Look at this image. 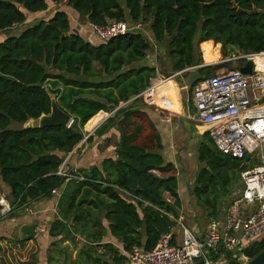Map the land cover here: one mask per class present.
<instances>
[{"label": "trees", "instance_id": "trees-1", "mask_svg": "<svg viewBox=\"0 0 264 264\" xmlns=\"http://www.w3.org/2000/svg\"><path fill=\"white\" fill-rule=\"evenodd\" d=\"M60 1L0 0V31L23 24L28 14ZM65 4L95 24L127 19L149 22L153 39L167 48L172 72L198 66L200 75L189 81L190 87L221 66L202 65L199 44L206 63L215 62L219 54L227 57L264 50V0H65ZM71 27L68 15L58 10L0 40V195L4 194L13 211L50 197L52 189L65 184L58 217L48 228L55 253L48 255L47 262L124 264L127 257L112 243H101L106 232L124 251L134 246L149 250L175 225L173 219H178L181 207L175 165L159 153L161 135L137 105L141 96L134 97L155 76V67L142 63L151 46L140 32L93 44ZM174 82L181 96L183 85ZM164 89L163 100L152 99L161 106L169 99ZM51 94L72 116L71 124L23 126L50 112ZM181 101L183 108L186 104ZM116 107L94 133L101 135L113 126L118 129L115 158L104 159L100 167L78 168L69 179L57 174L65 156L84 139V125L99 111ZM189 112L195 113L193 106ZM12 121L21 126L10 128ZM89 140L91 135L85 138ZM196 151L202 166L191 195L206 219H217L241 188L240 171L255 165L257 157L222 153L207 131ZM76 235L85 242H76ZM263 249L264 238L243 251L250 259ZM220 253L225 264H238L231 251L223 248L211 250L208 256L215 261Z\"/></svg>", "mask_w": 264, "mask_h": 264}, {"label": "built area", "instance_id": "built-area-1", "mask_svg": "<svg viewBox=\"0 0 264 264\" xmlns=\"http://www.w3.org/2000/svg\"><path fill=\"white\" fill-rule=\"evenodd\" d=\"M84 19L85 26L81 25L79 29L95 35L103 42L126 33L139 32L151 40L141 21L111 20L105 24H95ZM237 54L227 59L239 62L235 68L222 70L196 82L191 88L190 100L198 121L207 126L218 150L237 158L256 155L257 163L240 171L241 188L226 206L223 222L210 219L202 239H198L192 229L180 223L179 242L175 241L171 228L149 250H142L138 246L129 251L120 249L119 252L129 261L136 264H194L202 259L201 264H225L223 253L215 261L208 256L211 250L223 248L231 251L238 264L241 261L243 264L248 260L244 248L264 238V101H261L264 99V50ZM247 60L252 62L248 74L239 69ZM67 159L68 155L57 174L69 179L73 177L75 169L66 168ZM57 190L52 189L51 193H57ZM24 207L30 212L29 208ZM12 209L9 201L0 195V218L6 217ZM75 240L85 242L79 235H76Z\"/></svg>", "mask_w": 264, "mask_h": 264}, {"label": "crops", "instance_id": "crops-1", "mask_svg": "<svg viewBox=\"0 0 264 264\" xmlns=\"http://www.w3.org/2000/svg\"><path fill=\"white\" fill-rule=\"evenodd\" d=\"M56 5L57 3L51 2L48 4L46 10L32 13L31 15H38V16H42L41 19H47L51 17L55 11L61 10V11H64L68 15V17L69 15H72L73 17L78 16L77 13L74 12L68 6L64 5L63 7L57 8ZM46 14L48 15L46 17H43ZM70 23L72 24L71 21ZM77 32L81 34L84 40H87L93 44H98L101 42V40L98 37L97 38L99 39V41L95 42L94 41L95 35L85 32L84 30L78 29ZM149 44L151 47L156 46L155 41L153 42L152 39L149 41ZM143 64H146V63H143ZM146 65L155 67L156 69L155 76L150 79V85L145 90H143L142 92H140L138 95L134 97L141 96L142 101H139V102H142L141 105H144V106H146V103H147V105L148 104L157 105L171 112L176 113V111H179L182 108V101H181V97L178 96L177 86L173 83V80H170V78L158 80L157 78H155L157 74V66L151 65L149 63ZM95 67L97 68L98 65H95ZM163 82L166 84V86L164 85ZM164 87L168 91L169 99H168L166 106H161V103H156L152 99L153 97H157L163 100L166 97V91ZM128 102L129 101L120 102V106H123L121 105L122 103L127 104ZM139 102L137 103L138 106L140 105ZM101 112L105 113L104 115L105 117H99L98 120L88 128L83 127L84 135L86 137L91 135V140L86 142L85 139H82L73 148V150L68 153V159L65 164L66 168L76 170L78 168H88L92 165L100 167L104 159L115 158V147L118 144V140H119L118 129L115 126H113L111 129L108 130V132H104L103 134L98 135V136L94 135L95 130L98 127H100L102 124H104L107 118L112 116L114 113L113 112L111 115H109L106 118V114H108L109 112H104L102 110ZM195 114L196 113H194L193 116ZM193 116L192 118H193L195 126L203 125L200 121H198V119L197 120L194 119ZM203 127L205 131L208 132L207 126L203 125ZM108 133H110V135ZM161 142H162L163 147L161 150H159V153L163 156V158L166 161L172 162L176 168L175 173H176L177 180H178V195L181 201V207L178 210V218H181V220L176 219V222L174 220L175 225L172 227V229L175 234V241L179 242L180 236H181L180 223H182L181 221L184 218L182 213L184 211L186 212V210L188 209L189 204H187V202H189V200L187 199L185 203L181 196V192H180L181 187H180V179H179L178 172L180 171L179 168L181 167V165L175 162V157L172 156L171 150L167 152L165 148V143L162 141V139H161ZM64 189H65V184L57 190V193H54V194L51 193L52 195L50 197L39 198L37 200H33L29 202L28 204H26L25 206L29 208L30 212L27 211L24 206H22V208L14 209L11 212V214L1 219V220L6 219V222L2 224L3 222L0 221L1 223L0 224V231H1L0 232V264H49L47 262L48 257H49L48 255L50 253L54 254L55 251L53 252L52 246H50L52 238L48 235V228H49L50 222L54 218L58 217V201ZM1 196L5 197L4 194H1ZM235 196L237 195H234V198ZM225 208L226 207L223 208V211L220 217L217 218L220 222H223L224 220ZM189 210H194V212H197L199 208L190 204ZM208 221L209 220H194V219L185 220V226L192 229V231L195 233L198 239H202L205 236L206 226H207ZM23 223H35V229L37 231V235L34 238L29 239V240H25V241L19 240L18 241V239L16 238L17 229ZM104 225L106 226L107 223L104 222ZM3 230H6L7 233L2 234ZM6 237L9 239L11 238L12 240L16 241L15 243H12L11 250L8 248V246L3 244V239ZM101 243H112L118 251L122 249V245L119 242H117L110 235L108 231L106 232L105 236L102 238ZM64 245L70 246L69 241H65ZM102 251L103 249L101 247L98 248L99 253ZM75 253H76V250H73V253H72L73 257L75 256ZM124 264H136V263L131 262L127 259L124 262ZM194 264H198L197 261Z\"/></svg>", "mask_w": 264, "mask_h": 264}, {"label": "rangeland", "instance_id": "rangeland-1", "mask_svg": "<svg viewBox=\"0 0 264 264\" xmlns=\"http://www.w3.org/2000/svg\"><path fill=\"white\" fill-rule=\"evenodd\" d=\"M64 5H66L65 1L62 0L59 3H57L56 6L57 8H60L63 7ZM47 15L48 14L44 15L43 17H46ZM41 17L42 16L28 14L25 23L14 25L12 28H9L4 31H0V40L6 35L19 34L20 31L23 30L26 26L38 21L39 19H41ZM69 20L72 22L71 29L75 32H77V30L80 28L81 25L85 26V19L82 16L73 17L72 15H69ZM127 21L129 20L127 19ZM144 28L147 34H149V36L151 37L152 41L154 42L155 40L153 39L152 32L150 31L149 22L145 24ZM94 38H95L94 40L95 42L99 41V39L96 36H94ZM155 44L156 46L151 47L147 51V56L142 63H146V64L149 63L151 65L157 66V74L155 78H157L158 80L170 78V80H173V83L176 86L177 84L174 81L175 80H177L178 82L180 81L183 85L181 96L178 91L179 90L178 86H177L178 89L177 93L178 96H180L183 99V103L184 105L186 104V106H183V108H181L179 111H176V113L163 109L162 107L157 105H149V104L147 105L146 103V106H144L141 105L142 102H139L140 103L139 108H141V110H143L147 114L148 118L153 121L154 125L156 126V129L161 135L162 141L165 143V148L167 152L171 150L172 156L175 157V162L181 165V167L179 168L180 171L178 172L180 179V187H181L180 192L185 203L187 199L189 200V202H187V204H189L188 209L186 210V212L184 211L182 213L184 218L182 219L181 222L185 225V220H193V219L208 220L205 218V214H203V212L200 209L197 212H194V210H189L190 204L199 208L196 205L194 198L191 196V188L193 186V181L196 176V172L202 166V163H200L197 158L196 147L199 140L202 137V134L205 132L203 125L201 126L194 125V121L192 118L193 115L189 112V106H193L190 100L192 87L189 86V81L193 80L194 78L200 75L198 74L197 71L198 66L195 65V66L187 67L177 72H172L170 68V60L169 57L167 56V48H165L163 43H158L155 41ZM199 53H200L202 65L206 64V62L203 60V57L201 55L200 44H199ZM237 55H238L237 53H234V55H228L227 57H223L221 54H219L217 58L218 61L216 60L215 62H211L210 64H221V66L216 70V73H219L222 70L228 71L235 68L239 62L234 59L232 60H227V59ZM222 60H227V61H222ZM261 101H264V99H262ZM121 105L124 106L126 105V103L125 104L122 103ZM155 107L158 108L159 110H156ZM33 122H34L33 120H29L23 126L33 124ZM88 124L89 123H87V125ZM87 125H85V127ZM20 126L21 124H18L17 122H13V121L9 125L10 128H19ZM108 134L110 135V133ZM173 220H175L176 222V219ZM0 221H2L3 222L2 224H4L6 222V219L1 220L0 218ZM6 233L7 231L3 230L2 234H6ZM15 242L16 241L12 240L11 238L9 239L6 237L3 239V244L8 246L10 250L12 248L11 247L12 243ZM242 262L243 261H241V263Z\"/></svg>", "mask_w": 264, "mask_h": 264}, {"label": "water", "instance_id": "water-1", "mask_svg": "<svg viewBox=\"0 0 264 264\" xmlns=\"http://www.w3.org/2000/svg\"><path fill=\"white\" fill-rule=\"evenodd\" d=\"M255 11L256 10H254V12ZM209 64L206 63L203 65H209ZM251 66H252L251 60H247L246 64L244 66H241L239 69L243 73L248 74L251 71ZM50 99H51L50 112L47 114H42L40 117L36 119H30V120H33L34 122L33 124H30L27 126H31V127L68 126L69 122L72 120V116L66 111H64L62 108H60V106L57 104L54 94L50 95ZM118 107H120V105ZM118 107L110 111L109 114H107L106 118L109 115H111ZM193 117L196 120L198 118L196 114ZM36 235H37V231L35 229V223H23L17 229L16 238L18 240L25 241V240L34 238ZM197 263L201 264L202 259H199ZM243 264H264V249L261 252H259L257 255H255L254 257L248 259Z\"/></svg>", "mask_w": 264, "mask_h": 264}, {"label": "bare ground", "instance_id": "bare-ground-1", "mask_svg": "<svg viewBox=\"0 0 264 264\" xmlns=\"http://www.w3.org/2000/svg\"><path fill=\"white\" fill-rule=\"evenodd\" d=\"M164 83V82H163ZM164 85H166L165 83H164ZM105 115V113H103V112H99L97 115H95L93 118H92V120L89 122V124L86 126L87 128L92 124V121L94 120V119H96V118H98V117H105L104 116ZM100 122V121H99Z\"/></svg>", "mask_w": 264, "mask_h": 264}]
</instances>
